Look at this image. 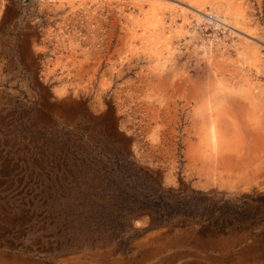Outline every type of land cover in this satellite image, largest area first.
<instances>
[{"label": "rangeland", "instance_id": "obj_1", "mask_svg": "<svg viewBox=\"0 0 264 264\" xmlns=\"http://www.w3.org/2000/svg\"><path fill=\"white\" fill-rule=\"evenodd\" d=\"M115 157L249 211L123 247L89 215ZM0 264H264V0H0Z\"/></svg>", "mask_w": 264, "mask_h": 264}, {"label": "trees", "instance_id": "obj_2", "mask_svg": "<svg viewBox=\"0 0 264 264\" xmlns=\"http://www.w3.org/2000/svg\"><path fill=\"white\" fill-rule=\"evenodd\" d=\"M125 160V157L124 160L115 157L117 166L112 168L115 165L112 162V167L103 172L110 180L102 182L105 187H112L113 192L107 200L94 202L91 207L93 212H88L99 225V234H104L107 230L110 234L117 232L114 236L123 247L139 233L137 229L129 226L128 219L144 212L151 215L152 225H161L179 215H200L207 220L217 221L222 220L226 211L233 218L249 211V203L238 205L227 199L220 203L221 199L207 194V191L165 188L146 172H133V168L130 173L127 172Z\"/></svg>", "mask_w": 264, "mask_h": 264}, {"label": "bare ground", "instance_id": "obj_3", "mask_svg": "<svg viewBox=\"0 0 264 264\" xmlns=\"http://www.w3.org/2000/svg\"><path fill=\"white\" fill-rule=\"evenodd\" d=\"M224 22H228L229 19L227 16L223 17ZM220 122L219 118L216 116H211L207 118V130L206 136L210 139L213 145H216L220 139ZM217 146V145H216ZM226 156V155H225ZM229 161V159H228ZM226 163V162H225ZM227 165V164H226ZM230 173V172H229ZM220 174V173H219ZM224 174V173H223Z\"/></svg>", "mask_w": 264, "mask_h": 264}]
</instances>
